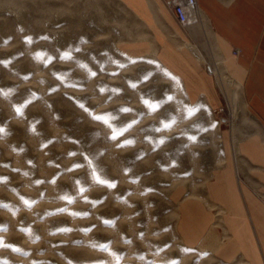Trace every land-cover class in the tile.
I'll list each match as a JSON object with an SVG mask.
<instances>
[{
	"label": "rangeland",
	"instance_id": "374dc122",
	"mask_svg": "<svg viewBox=\"0 0 264 264\" xmlns=\"http://www.w3.org/2000/svg\"><path fill=\"white\" fill-rule=\"evenodd\" d=\"M168 1L160 30L217 106L188 97L158 40L149 55L124 51L121 0H0V264H251L180 230L184 216L228 246L227 205L208 189L252 125L216 33L201 12L213 39L200 18L179 26Z\"/></svg>",
	"mask_w": 264,
	"mask_h": 264
},
{
	"label": "crops",
	"instance_id": "0c3cea01",
	"mask_svg": "<svg viewBox=\"0 0 264 264\" xmlns=\"http://www.w3.org/2000/svg\"><path fill=\"white\" fill-rule=\"evenodd\" d=\"M121 1L135 16L126 14V20L123 19V32L129 43L124 51L131 56L149 55L153 49L150 37L158 40L162 45L159 59L179 74L184 85L182 90L188 97L193 101L204 92L210 103L217 106L205 90L194 59L187 53L174 51L160 30L154 10L162 11L161 0ZM195 1L200 25L213 39L201 12L227 55L229 72L243 84L246 118L252 126L238 148L239 160L235 165L229 161L227 168L215 175L208 189L211 201L227 205L224 225L229 234L228 246L220 245L214 232L206 233L204 225L202 230L198 225L197 231L188 232L184 216L180 230L188 243L193 244L192 236L197 235L198 247L222 259H232L241 254L251 264H264V0ZM141 23L149 30H144ZM137 29H141L140 34ZM208 43L214 56L218 57L214 41L209 39ZM231 44L240 48L237 59L230 56ZM215 70L223 83V73L220 75L219 70Z\"/></svg>",
	"mask_w": 264,
	"mask_h": 264
},
{
	"label": "built area",
	"instance_id": "2783aa9c",
	"mask_svg": "<svg viewBox=\"0 0 264 264\" xmlns=\"http://www.w3.org/2000/svg\"><path fill=\"white\" fill-rule=\"evenodd\" d=\"M168 7L179 26L186 28L197 23L198 7L195 0H170Z\"/></svg>",
	"mask_w": 264,
	"mask_h": 264
},
{
	"label": "bare ground",
	"instance_id": "6f19581e",
	"mask_svg": "<svg viewBox=\"0 0 264 264\" xmlns=\"http://www.w3.org/2000/svg\"><path fill=\"white\" fill-rule=\"evenodd\" d=\"M196 18H197V19H196V22H197L196 24H198V22H199V13H198V11H196ZM196 24L191 25V26H188V27H186V28H191V27H193V26H196ZM188 48H190V50H191L194 54H196V55L199 57L196 48H194V47L191 46V45H189ZM197 56H196V57H197ZM200 60H201V59H200ZM210 69H211V72H212L213 74L216 75V77H217V79H218L219 86L225 91L224 94H226V97H227L230 101H233V102H234V101L236 100V99H235V96H230L229 91H226V89H224L223 84H222L221 80H220L219 77H218L217 71H216L215 69L211 68V67H210Z\"/></svg>",
	"mask_w": 264,
	"mask_h": 264
},
{
	"label": "snow or ice",
	"instance_id": "6c2138e0",
	"mask_svg": "<svg viewBox=\"0 0 264 264\" xmlns=\"http://www.w3.org/2000/svg\"><path fill=\"white\" fill-rule=\"evenodd\" d=\"M169 99H171L170 97H169ZM124 111H127V109H124ZM194 139V138H193ZM110 187H114V185H109Z\"/></svg>",
	"mask_w": 264,
	"mask_h": 264
}]
</instances>
